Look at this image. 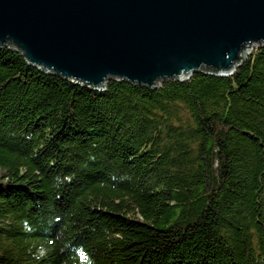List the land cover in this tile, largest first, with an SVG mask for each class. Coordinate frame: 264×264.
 <instances>
[{
    "label": "trees",
    "instance_id": "obj_1",
    "mask_svg": "<svg viewBox=\"0 0 264 264\" xmlns=\"http://www.w3.org/2000/svg\"><path fill=\"white\" fill-rule=\"evenodd\" d=\"M209 71L97 90L0 47V264H264V45Z\"/></svg>",
    "mask_w": 264,
    "mask_h": 264
},
{
    "label": "water",
    "instance_id": "obj_2",
    "mask_svg": "<svg viewBox=\"0 0 264 264\" xmlns=\"http://www.w3.org/2000/svg\"><path fill=\"white\" fill-rule=\"evenodd\" d=\"M264 45V0H0V47L91 89L232 74Z\"/></svg>",
    "mask_w": 264,
    "mask_h": 264
},
{
    "label": "clouds",
    "instance_id": "obj_3",
    "mask_svg": "<svg viewBox=\"0 0 264 264\" xmlns=\"http://www.w3.org/2000/svg\"><path fill=\"white\" fill-rule=\"evenodd\" d=\"M63 181L60 177L56 178V186H59ZM26 230L28 229L27 223H25ZM46 255V249L43 247L38 249V254L35 256V259L40 260ZM88 264H94V261L91 258H88Z\"/></svg>",
    "mask_w": 264,
    "mask_h": 264
},
{
    "label": "rangeland",
    "instance_id": "obj_4",
    "mask_svg": "<svg viewBox=\"0 0 264 264\" xmlns=\"http://www.w3.org/2000/svg\"><path fill=\"white\" fill-rule=\"evenodd\" d=\"M247 55H248V54H247ZM247 55H246V56H247ZM246 56H245V57H246Z\"/></svg>",
    "mask_w": 264,
    "mask_h": 264
}]
</instances>
